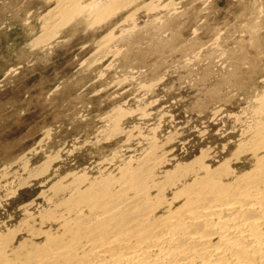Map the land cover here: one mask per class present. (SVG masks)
Returning <instances> with one entry per match:
<instances>
[{
    "label": "rangeland",
    "instance_id": "obj_1",
    "mask_svg": "<svg viewBox=\"0 0 264 264\" xmlns=\"http://www.w3.org/2000/svg\"><path fill=\"white\" fill-rule=\"evenodd\" d=\"M111 1L69 20L61 0H0V234L156 147L219 165L264 121V0H120L100 19Z\"/></svg>",
    "mask_w": 264,
    "mask_h": 264
},
{
    "label": "bare ground",
    "instance_id": "obj_2",
    "mask_svg": "<svg viewBox=\"0 0 264 264\" xmlns=\"http://www.w3.org/2000/svg\"><path fill=\"white\" fill-rule=\"evenodd\" d=\"M61 1L63 19L84 11L79 0ZM111 2L100 19L121 7L120 0ZM259 123L239 152L216 166L205 155L170 165L156 147L117 180L71 179L61 186L65 198L40 214L38 227L0 234V264H264Z\"/></svg>",
    "mask_w": 264,
    "mask_h": 264
}]
</instances>
